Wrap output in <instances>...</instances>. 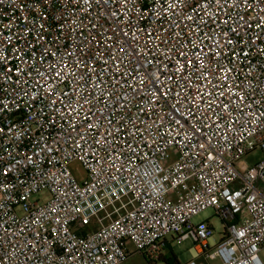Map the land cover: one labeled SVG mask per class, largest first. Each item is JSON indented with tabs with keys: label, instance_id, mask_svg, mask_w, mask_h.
Masks as SVG:
<instances>
[{
	"label": "built area",
	"instance_id": "obj_1",
	"mask_svg": "<svg viewBox=\"0 0 264 264\" xmlns=\"http://www.w3.org/2000/svg\"><path fill=\"white\" fill-rule=\"evenodd\" d=\"M256 150L264 0H0V264H264Z\"/></svg>",
	"mask_w": 264,
	"mask_h": 264
},
{
	"label": "rangeland",
	"instance_id": "obj_2",
	"mask_svg": "<svg viewBox=\"0 0 264 264\" xmlns=\"http://www.w3.org/2000/svg\"><path fill=\"white\" fill-rule=\"evenodd\" d=\"M263 155L264 153L262 151L256 150L253 153H251L249 156H247L244 159V162L245 163L247 162L248 164L254 163L256 160L260 159ZM71 168L74 174L76 175L77 179L83 180L85 178L86 171L80 161H74L71 164ZM46 196H47L46 193L39 194L37 198H44ZM193 221L195 223L206 222L212 225L214 227L213 239L215 241L220 240L223 230L225 228V223L220 219L218 215H216L215 210L213 208H208L200 212L199 214L195 215L193 217ZM167 240H168L169 248H166L161 260L153 261L147 259L142 253L133 250L128 256V258L122 264H169V262L171 264H176V261L179 262L177 264H181L191 258V253H192L191 248L194 246V243L192 242L191 239L179 241L177 239H174L173 236L169 234ZM261 254L264 259V251ZM164 256L165 258H167V260H169V262L164 259ZM215 263H217V261H215Z\"/></svg>",
	"mask_w": 264,
	"mask_h": 264
},
{
	"label": "trees",
	"instance_id": "obj_3",
	"mask_svg": "<svg viewBox=\"0 0 264 264\" xmlns=\"http://www.w3.org/2000/svg\"><path fill=\"white\" fill-rule=\"evenodd\" d=\"M167 248H169V246H167ZM162 257H163V255L158 259V260H161L162 259ZM145 258H147V259H149L148 257H146L145 256ZM164 259L166 260V261H168L169 262V260H167V258H165V256H164ZM177 263H179L178 261H176V264ZM169 264H171L170 262H169Z\"/></svg>",
	"mask_w": 264,
	"mask_h": 264
}]
</instances>
